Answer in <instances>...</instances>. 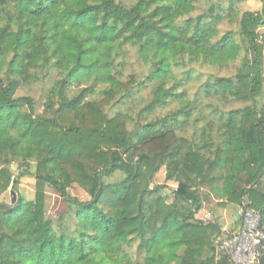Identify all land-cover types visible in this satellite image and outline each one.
I'll list each match as a JSON object with an SVG mask.
<instances>
[{"label": "trees", "instance_id": "1", "mask_svg": "<svg viewBox=\"0 0 264 264\" xmlns=\"http://www.w3.org/2000/svg\"><path fill=\"white\" fill-rule=\"evenodd\" d=\"M201 1L0 0V195H15L35 163L34 199L0 203V264H227L215 261L219 222L196 218L201 186L237 208L247 200L264 226V0L241 16L234 6L246 0ZM130 49L147 67L137 90L152 89L146 114L177 98L180 110L147 123L128 110L109 116L136 87L121 82ZM238 59L232 77H211L192 101L166 88L176 66ZM50 73L65 78L48 95L49 115L35 116L32 98L16 92ZM69 88L80 90L69 97ZM114 174L122 178L109 183ZM74 185L87 200L70 195ZM47 187L67 206L55 219Z\"/></svg>", "mask_w": 264, "mask_h": 264}, {"label": "rangeland", "instance_id": "2", "mask_svg": "<svg viewBox=\"0 0 264 264\" xmlns=\"http://www.w3.org/2000/svg\"><path fill=\"white\" fill-rule=\"evenodd\" d=\"M223 3V7L227 8L229 7V0H202L201 1V8L205 6L207 3L208 5L214 4V3ZM235 13L234 15H242L245 12H250V13H260L262 10V3L259 0H246L244 2L238 3L234 6ZM239 16V17H240ZM238 22V20H237ZM228 25H221L219 27L220 29V35H222ZM229 29H236V26H233L232 28L229 27ZM259 34L264 35V25H262L259 28ZM131 51V59H127L125 61V67L124 71L121 73V82H127L131 78L134 80L135 83V88L132 90L131 93L128 95H122L120 97L119 102L117 103V106L114 108H111L109 110V116L113 117L116 114V111L119 110L118 112L125 114L122 112V110L129 111V116L131 117V121H143V123L151 122L155 119H163L164 116L168 115L170 116L172 113L177 112L178 110L181 109L182 105L180 104V100L177 98L175 100H169V104L164 107L160 108L157 111H148L146 114L147 108L145 105L150 101L152 97V89L151 87H146L144 88L142 86L141 92H137V90L140 87V84L142 83V80L146 76V71L147 67L145 65V62L143 60H139L136 58V54L134 53L133 49H130ZM239 60H236L229 64L227 67H203L200 66L199 64L192 63V70H191V65L190 62L183 64L181 66L182 69H179L177 71L178 66L175 67L174 69V77H171L170 80H168L166 88H171L174 87L176 89V94L178 95H185V99L188 101H192L194 99V96L196 92L199 91V87L206 81H208L211 77H232L235 74L237 66H239ZM191 70V72L189 71ZM190 73H187V72ZM190 78L187 80V78ZM65 78L64 75H57L54 73H50L48 77L44 78V80H41L37 83H34L30 86L23 87L22 90L16 92V96H27L32 98V100L35 102V116H47L49 113L45 110V102L48 98V95L51 91V89L60 81ZM176 86V87H175ZM80 89L78 88H69L68 90V96L73 97L78 93ZM99 90V89H98ZM101 96L99 95L98 92H94L91 96L87 98L89 101H95L98 100ZM216 101V100H215ZM208 101L206 100V103ZM261 103L262 107L264 108V88H263V93L261 96ZM211 104V102H209ZM213 104V103H212ZM207 104H204L202 106V109L205 108ZM123 106H127V108L123 109ZM228 108L235 109L239 107L238 104L235 103H230L227 104ZM241 106V107H245ZM204 107V108H203ZM121 110V111H120ZM145 110V111H144ZM139 113V114H137ZM143 116V120H141ZM145 119V121H144ZM137 125H131L129 126V131L134 133ZM188 128L185 129L186 133L184 135L187 137L190 135V131L192 132L193 128L190 127V125L187 126ZM190 129V130H189ZM181 134V133H180ZM29 168H28V175L21 177L19 180L18 184V190L14 195V202L18 200V197H21L25 201H32L35 196V181L33 177V173L35 171V163H29ZM21 162H13L10 165V171L13 177L15 178L19 172L20 167H22ZM161 172L159 173V178L156 183L158 184H164L163 180L160 179L161 177ZM122 176L119 174H114V176L110 179H108L109 183H113L119 179H121ZM175 184L172 182H168L166 185V188L164 189L163 193L167 196L168 202L172 201V196L170 195V191L175 189ZM46 204H45V213L48 218H56L60 213H64L67 209L66 204L64 201L54 192V190L50 188H46ZM199 194L202 200V208L199 214V217L201 215H204V220L205 221H210V222H219L221 229L223 227H230L232 225V220L233 217L235 216L236 221V211L237 207L236 205L227 203V201L224 199L218 200L215 198V196L212 194V191L206 187V186H201L199 188ZM70 195L75 196L76 198H79L80 200H87V196L85 193L76 185L72 187V189L69 190ZM13 200V195L11 194V190L8 189L5 193L0 195V203L5 204V205H13L12 204ZM220 203H225V207H220ZM234 226V225H233ZM134 251H135V246L133 249H129V253L134 256Z\"/></svg>", "mask_w": 264, "mask_h": 264}, {"label": "built area", "instance_id": "3", "mask_svg": "<svg viewBox=\"0 0 264 264\" xmlns=\"http://www.w3.org/2000/svg\"><path fill=\"white\" fill-rule=\"evenodd\" d=\"M243 200L237 208L235 229L223 228L214 240L215 261L226 257L227 264H264V226L261 214Z\"/></svg>", "mask_w": 264, "mask_h": 264}, {"label": "crops", "instance_id": "4", "mask_svg": "<svg viewBox=\"0 0 264 264\" xmlns=\"http://www.w3.org/2000/svg\"><path fill=\"white\" fill-rule=\"evenodd\" d=\"M196 218H197V219H200V220H204V215H201V216L199 217V214H197ZM232 223H233V224L230 225V227H231L232 230H233V229L236 228V224H237V221H236L235 216L233 217ZM233 225H234V226H233ZM223 228H228V227H223ZM223 228H222V229H223ZM222 229H221V230H222ZM229 229H230V228H229Z\"/></svg>", "mask_w": 264, "mask_h": 264}, {"label": "water", "instance_id": "5", "mask_svg": "<svg viewBox=\"0 0 264 264\" xmlns=\"http://www.w3.org/2000/svg\"><path fill=\"white\" fill-rule=\"evenodd\" d=\"M11 194L13 195V200H12V202L14 203V199H15V198H14V193H13V192H11Z\"/></svg>", "mask_w": 264, "mask_h": 264}]
</instances>
